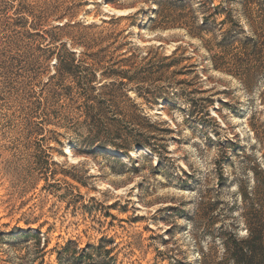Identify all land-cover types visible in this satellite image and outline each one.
Wrapping results in <instances>:
<instances>
[{
  "label": "rangeland",
  "instance_id": "obj_1",
  "mask_svg": "<svg viewBox=\"0 0 264 264\" xmlns=\"http://www.w3.org/2000/svg\"><path fill=\"white\" fill-rule=\"evenodd\" d=\"M60 43L117 132L47 98ZM260 170L264 0H0V264H216Z\"/></svg>",
  "mask_w": 264,
  "mask_h": 264
},
{
  "label": "trees",
  "instance_id": "obj_2",
  "mask_svg": "<svg viewBox=\"0 0 264 264\" xmlns=\"http://www.w3.org/2000/svg\"><path fill=\"white\" fill-rule=\"evenodd\" d=\"M66 26H69V24L62 23L60 26H56V28L62 29ZM40 31L43 33L40 35L42 39L47 41L46 45L49 46L53 44V42H51L53 39L47 40L44 35V33L47 34L48 31L44 29ZM29 34L32 35L31 33ZM55 48H59L57 52H51L54 53L51 55H55V71L48 77L45 83L50 82L54 78H59V80L68 78L72 84L66 86L54 84L55 88L49 90V96H47V98L60 97L71 100L75 97L80 101V106H82L81 115L83 116V120L81 122L78 121L77 125H86L88 129H90V133L97 136H102L104 133L111 131L117 132L118 120L112 119L110 122H107L103 114L104 106L110 107L113 103L111 100L113 94H111L110 91L115 84H101L98 87L91 85V82L95 79V71L88 66L86 62H82V60L76 58L74 51L66 48L61 43L55 46ZM79 54L81 56L82 54L84 55L83 52H79ZM97 54L98 53H94L89 56H98ZM122 61L125 60H121V62ZM96 64L99 63L96 62ZM164 66H166V64H164ZM102 75L107 78H110L112 75L117 76L118 78L127 79L128 82L134 80V78L127 76V71L118 73V71L113 70L109 74ZM121 85H124L122 81ZM102 90H105V92ZM123 95L125 96V94ZM127 99L130 100L129 97H127ZM42 105L43 104L38 103L37 107L39 108L37 109L41 110ZM43 109L44 111H41L42 115L49 116L50 114L45 112L46 107ZM49 113H51L53 117H57L58 115L54 112ZM59 117L64 120L63 116ZM46 121L50 123V120L46 119L45 122ZM37 129L38 131H42L44 128L38 127ZM111 145L124 153H128L129 151V149L124 146L117 144ZM256 174L257 178L256 176L254 177L253 185L241 194L244 203L242 217L244 219L245 235L242 237L238 236L237 233L223 235L221 237L223 252L216 264H264V171L260 170L259 172H254V175ZM258 174L260 176H258ZM78 253L80 257L81 253ZM73 254H75V252Z\"/></svg>",
  "mask_w": 264,
  "mask_h": 264
},
{
  "label": "bare ground",
  "instance_id": "obj_3",
  "mask_svg": "<svg viewBox=\"0 0 264 264\" xmlns=\"http://www.w3.org/2000/svg\"><path fill=\"white\" fill-rule=\"evenodd\" d=\"M131 155H132V156H134V155H135L133 151L131 152Z\"/></svg>",
  "mask_w": 264,
  "mask_h": 264
}]
</instances>
